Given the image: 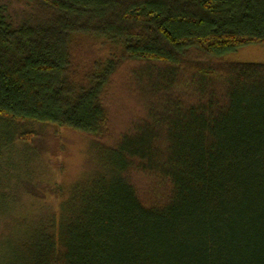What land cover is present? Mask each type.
<instances>
[{"label":"trees","instance_id":"16d2710c","mask_svg":"<svg viewBox=\"0 0 264 264\" xmlns=\"http://www.w3.org/2000/svg\"><path fill=\"white\" fill-rule=\"evenodd\" d=\"M250 46L264 0H0V141L65 129L93 164L39 190L55 210L15 218L0 264H264V64L231 58ZM122 68L140 110L113 136Z\"/></svg>","mask_w":264,"mask_h":264},{"label":"rangeland","instance_id":"374dc122","mask_svg":"<svg viewBox=\"0 0 264 264\" xmlns=\"http://www.w3.org/2000/svg\"><path fill=\"white\" fill-rule=\"evenodd\" d=\"M231 58L237 62L264 64V47H246L231 54ZM104 103L111 134L115 136L140 110L125 68L112 78ZM34 128L36 134L25 141L14 140L10 144L0 141V240L14 239L15 218L24 217L25 224L31 227V224L37 225L43 214L55 210L56 199H39L40 189L53 183L69 185L93 168L85 136L51 126ZM4 130L0 128V136ZM31 188L36 189L33 197L27 194Z\"/></svg>","mask_w":264,"mask_h":264}]
</instances>
